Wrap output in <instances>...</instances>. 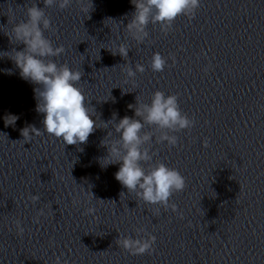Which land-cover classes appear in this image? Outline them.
<instances>
[{
    "label": "clouds",
    "instance_id": "9594fccd",
    "mask_svg": "<svg viewBox=\"0 0 264 264\" xmlns=\"http://www.w3.org/2000/svg\"><path fill=\"white\" fill-rule=\"evenodd\" d=\"M130 2L135 10L126 29L139 43L148 38L147 27L150 23L159 24L167 33L177 17L183 15L189 19L194 18L201 5V0H130ZM72 3L73 0H43V7L36 3H32L31 6L25 5L27 19L14 24L13 36H9L10 42L14 38L18 45H23V48L13 49L11 55H8V52L0 55L14 63L21 78L37 85L34 88L37 101L35 110L44 114L43 131L35 126L23 128L21 135L24 141H31L32 134L40 136L47 133L62 139L65 145H80L86 144L89 136L97 129L96 120L93 119L95 109L88 107L87 98L82 88L78 86L84 72L70 69L67 63L58 65L50 59L62 55L65 48L63 45L54 47L52 41L45 36V32L51 28V20L45 9L58 7L64 10ZM90 9L82 7V12L87 14ZM128 53L129 49L123 44L119 46L118 51L112 52L113 55L119 54L125 60ZM166 66L167 60L159 52L154 53L150 62L152 71L163 72ZM207 70L206 68L205 71ZM125 71L129 78L134 79L137 72L145 71V67L136 64L135 71L131 66ZM5 72L12 74L11 69ZM128 107L134 108V117L124 116L115 124L114 131L119 134L118 139L104 138L101 141V146L106 148L107 154L99 158V163L102 168L119 164V170L114 174L115 179L127 193H135L136 197L146 204L176 211L177 206L170 203V200L175 193L183 192L186 188L185 177L177 169L170 168L162 161L152 163L156 153L150 151V148L154 137L156 144L166 142L170 148L176 147L179 137L175 133L193 128L195 119L182 113L177 94L166 95L160 90L152 94L150 103L137 102L136 105L130 104ZM18 119L19 117L11 114L5 116V126H14ZM112 120H115V115ZM146 125L154 130L143 131ZM111 136L112 133L108 132L106 137ZM204 146H208L207 139ZM122 194L125 193L121 192L120 196ZM28 199L36 203L40 196L30 195ZM93 212L94 208L86 210V214ZM44 215V209H39L33 222L39 223V218ZM15 225L18 233L23 234L21 221L16 220ZM140 231L145 230H138ZM156 239L155 235L145 232V236L138 235V238L119 236L116 243L132 255H143L155 251ZM55 264H61L60 257H56ZM63 264L68 262L64 261Z\"/></svg>",
    "mask_w": 264,
    "mask_h": 264
}]
</instances>
